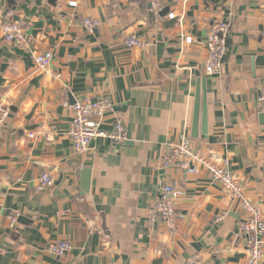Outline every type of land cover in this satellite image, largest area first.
I'll return each instance as SVG.
<instances>
[{
	"label": "crops",
	"instance_id": "1",
	"mask_svg": "<svg viewBox=\"0 0 264 264\" xmlns=\"http://www.w3.org/2000/svg\"><path fill=\"white\" fill-rule=\"evenodd\" d=\"M152 1L0 0V23L10 11L24 31L16 43L0 30V264H247L244 211L205 170L161 159L184 134L264 204V0H159L163 16ZM84 17L99 26L86 31ZM219 21L230 25L229 51L221 74L207 76L205 37ZM131 34L148 46L126 47ZM47 50L39 70L33 57ZM86 97L110 101L101 128L121 119L123 143L97 137L73 150L71 106ZM44 172L53 183L38 190ZM164 182L184 191L173 229L154 212ZM56 239L72 245L62 257L46 251Z\"/></svg>",
	"mask_w": 264,
	"mask_h": 264
},
{
	"label": "built area",
	"instance_id": "2",
	"mask_svg": "<svg viewBox=\"0 0 264 264\" xmlns=\"http://www.w3.org/2000/svg\"><path fill=\"white\" fill-rule=\"evenodd\" d=\"M76 1H70V6H75ZM152 10L157 14L162 10L159 0L152 1ZM173 13L169 14L173 17ZM100 24V20L93 17H84L81 21L82 27L93 32ZM0 30L7 41L20 43L24 40L21 23L12 17L7 11L3 21L0 23ZM230 25L227 21H219L214 24L205 37L207 56L203 63V71L207 76L220 75L229 51ZM191 42V37L185 38ZM128 48H146L148 43L140 40L136 35L131 34L124 40ZM52 60L50 50L37 53L33 61L39 70L46 71ZM256 102L264 106V91L256 97ZM66 103V101H64ZM110 101L106 98L90 100L87 97L76 101L72 107V119L68 130V137L73 150L77 153H84L90 142L97 137H103L111 142L123 143L127 138L126 127L121 119L113 123L111 130L101 128L102 120L106 109L110 107ZM4 112L0 115V124ZM163 167H176L186 173L198 174L205 170L210 179L220 184L228 194L231 203L237 204L244 211V218L240 224L246 251L247 264H263L264 259V204L254 203L244 195L243 182L234 175L227 167V160L219 163L207 158L196 150L188 136L182 134L179 141L172 144L161 159ZM53 183L50 173L44 172L38 178L37 189L42 190ZM160 195L154 205V212L158 220L167 228L173 229L176 225V206L178 200L184 195V191L172 183L164 182L160 185ZM19 217L18 212L9 215L10 224L13 227ZM72 245L67 240L56 239L48 244L46 251L55 257L64 256ZM66 264H76L74 261Z\"/></svg>",
	"mask_w": 264,
	"mask_h": 264
},
{
	"label": "water",
	"instance_id": "3",
	"mask_svg": "<svg viewBox=\"0 0 264 264\" xmlns=\"http://www.w3.org/2000/svg\"><path fill=\"white\" fill-rule=\"evenodd\" d=\"M5 1L10 4L12 3L13 0H5ZM167 11H168V8H164L158 13V15L163 16L167 13ZM199 105H200V93H199V90L197 89L195 93L194 112H193L192 127H191L192 136L197 135ZM202 120H203V125H204V116ZM89 175H90L89 169L88 168L84 169L82 172L81 181H80L81 187L84 190H87L88 188Z\"/></svg>",
	"mask_w": 264,
	"mask_h": 264
}]
</instances>
